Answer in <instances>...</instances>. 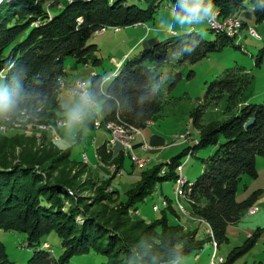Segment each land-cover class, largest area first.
<instances>
[{"label":"trees","instance_id":"trees-1","mask_svg":"<svg viewBox=\"0 0 264 264\" xmlns=\"http://www.w3.org/2000/svg\"><path fill=\"white\" fill-rule=\"evenodd\" d=\"M51 1L0 0V73L5 72L6 86L0 97L6 98V102H0V124L13 129L16 123L23 129L30 125L58 129L57 122L63 118L59 92L66 75L65 60L73 58L77 64L88 65L89 57L98 51L90 40L101 29L146 25L166 1L184 15L179 7L181 0H71L60 8ZM214 3L221 20L238 18L251 10L256 23L264 22V10L253 8L254 0ZM52 6L58 9L53 14L49 13ZM225 33L209 25V34L215 36L212 40L195 30L172 32L165 40L143 39L142 50L122 65L106 90L102 89L103 77L93 73L88 98L101 103V127L116 124L141 131L149 126L164 109L160 90L174 77L164 69L175 56L179 63L196 64L226 47L239 48L235 44L237 36ZM177 80L178 76L171 87ZM252 83L253 78L241 68H229L219 75L209 85L202 104L191 113L199 131L194 148L183 150L166 164L142 171L139 182L127 191L126 202L114 208L109 205L114 194L108 193L104 184L97 189L94 203L77 195L68 177L76 164L71 149L60 148L49 132L27 136L16 129L8 135L0 133V234H26L28 246L34 248L26 264H66L75 256L92 252L104 257V264H180L192 252L201 251L211 237L200 239L196 230H186L174 221L182 217V212L167 198V207L160 210L158 219L147 222L131 215L163 183L178 182L181 158L216 147L213 156L201 159V175L193 183L184 181L182 191L189 213L212 230L218 251L228 241V227L236 224L262 193L258 191L243 202L237 200L243 177L256 179V158L264 157V103L247 104L246 94ZM222 100H226L227 112L238 113L202 124L204 108ZM108 141L109 137L97 149L104 162L111 159L105 147ZM25 142L30 147L22 150ZM38 142L40 147L33 150ZM18 147L21 152L16 155ZM124 159L121 155L116 160L120 168ZM62 167L59 176H54ZM52 234L61 241L59 258L52 255L46 243ZM257 237L259 234L251 236L234 249L223 264H232L250 252ZM0 264H14L1 240Z\"/></svg>","mask_w":264,"mask_h":264},{"label":"rangeland","instance_id":"rangeland-1","mask_svg":"<svg viewBox=\"0 0 264 264\" xmlns=\"http://www.w3.org/2000/svg\"><path fill=\"white\" fill-rule=\"evenodd\" d=\"M68 1L71 0H54V4L60 8L63 2ZM58 4L60 5L58 6ZM50 5L51 3L47 7L49 8ZM54 6L50 8L49 13L53 14L58 10ZM248 11L251 18H246L242 13L237 32L225 33L224 25L208 22L210 18L201 21L194 20L191 23L180 22L176 17L181 15L172 9L169 1H166L154 20L146 25L119 30L108 28L104 33H99V31L90 40V44L96 45L98 51L89 57L88 65L77 64L73 58L65 60L66 75L63 78V88L59 92L62 104L60 116L63 118L57 122L58 129L45 125L35 127L30 125L23 129L18 123L14 124L13 129L9 124H0V133L8 135V133L16 132V129H21L20 134L26 133L27 136H32L37 131L49 132L51 137L58 141L60 148L71 149V159L77 165L71 167L68 177L74 185L73 188L77 195L84 198L87 203H94L97 198V189L104 184L106 191L114 194L113 200L109 204L110 207H117L126 202L127 191L139 182L142 171L156 165L166 164L174 157L179 156L183 150L194 148L199 139V131L194 126L191 113L202 104L209 85L226 69L241 68L249 73L253 78V83L246 94L247 104L264 103V22L256 23L251 10ZM219 15L220 12L217 10L214 20H221ZM243 22H245L244 25ZM212 24H216V27L213 28L218 33H225L229 37L237 36L235 44L239 48L226 47L196 64L179 63V57L175 56L172 64L164 69V71L172 72L174 77L170 78L169 82L160 90L164 102L163 111L145 129L132 131L126 135L127 138L134 140V144L131 142L132 150L124 149L119 142L115 152L109 151V146H105L111 159L102 161L97 155V149L105 145V142L103 144L104 139L111 137L115 130L101 127V103H92L88 98V86L92 74L95 73L103 77L102 89L106 90L122 65L137 56L142 50V39L158 37L160 40H165L171 37L172 32L180 34L195 30L199 31L206 39L212 40L215 38L214 35L209 34V25L212 26ZM251 30L255 34H252ZM126 54L128 55L124 58ZM95 59H98V62ZM121 60L123 62L119 66ZM3 74L0 73V97L6 92L5 72ZM177 76L178 80L171 87V83ZM84 83H86L85 89ZM204 109L205 113L202 118L204 125L225 120L238 113L237 110L227 112L226 100ZM74 110L79 111V117H83V121L77 119L69 122V113ZM134 134L137 135V138H133ZM39 143H36L38 146L34 145L32 149L39 148ZM2 144L3 139L0 138V146ZM144 144L150 148L145 149ZM25 147L29 148L30 145L25 142L20 146L22 150ZM20 148H16V155L21 152ZM216 149V147H209L193 157L181 158V166L178 169L180 178L185 182H195L203 171L201 159L213 156ZM121 155H124L125 159L120 168L116 160ZM133 155L144 160L137 164ZM256 165L258 177L256 179L249 176L243 177L237 192V200L243 202L258 191H262V193L254 206L243 212L236 224L228 227V241L222 244L218 251L212 230L202 219L189 213L186 195L182 190L177 194V183L172 181L165 182L158 187L151 196L137 206L139 211L131 217L135 218L134 216L139 215V218L147 222L158 219L161 216L160 210L167 207L165 199L167 198L182 212V217L174 221L184 226L186 230H196L200 239L207 235L211 237V242L207 243L201 251L192 252L181 260L180 264H211L212 256L216 260L214 264H223V261L218 260H223V258L226 260L234 249L243 246L248 238L256 234H259V237H257L254 248L232 264H264V157L257 156ZM62 170L63 167L54 173V176H59ZM70 194L76 196L73 192ZM159 194L162 196L160 199ZM154 206H157L159 210L155 211ZM0 240L6 248L9 259L14 264H26L33 255L34 248L28 246L24 233L2 232ZM46 243L51 246L52 255L59 258L63 252L60 239L52 234L46 238ZM104 262V257L92 252L75 256L66 264H104Z\"/></svg>","mask_w":264,"mask_h":264},{"label":"clouds","instance_id":"clouds-1","mask_svg":"<svg viewBox=\"0 0 264 264\" xmlns=\"http://www.w3.org/2000/svg\"><path fill=\"white\" fill-rule=\"evenodd\" d=\"M179 7L184 15L176 18L182 23H191L194 20L201 21L205 18L214 17L217 13L214 0H181ZM252 7L264 10V0H254ZM0 102H6V98L5 100H0ZM79 116V111L74 110L69 113V122L77 120Z\"/></svg>","mask_w":264,"mask_h":264},{"label":"bare ground","instance_id":"bare-ground-1","mask_svg":"<svg viewBox=\"0 0 264 264\" xmlns=\"http://www.w3.org/2000/svg\"><path fill=\"white\" fill-rule=\"evenodd\" d=\"M212 27H216V24H212ZM237 28H238V26H237ZM224 31L226 32V33H231V28H224ZM233 33H234V31H232ZM98 126H99V124H98ZM109 129H113V130H115V132H113V134H112V136L111 137H109V141H108V146H109V144H110V139H115V140H118V141H122V142H119L120 144H122V146L124 147V149L126 148L127 150H132V144H131V142L133 143V141H132V139H129V138H127V136L126 135H128V133L129 132H132V131H139V130H137V129H135V128H133V127H127V126H121V125H116V124H109L108 126H107ZM119 131V133H116V132H118ZM135 133V132H134ZM133 134V133H132ZM125 135V136H124ZM135 135V134H134ZM133 138H134V136H133ZM127 139H129V140H127ZM117 143L118 142H116V145H117ZM107 146V147H108ZM134 156V155H133ZM133 159H134V161L137 163V164H140V163H142V162H139V161H141L138 157H136V156H134L133 157ZM86 160H87V158H86ZM185 186V182H184V180L182 179V178H180L179 180H178V182H177V187H178V189H177V194L178 193H181V190H182V188ZM164 201V204H166V202H165V200H163ZM155 208H154V210L155 211H158L159 210V208L157 207V206H154ZM215 255V254H214ZM215 258H214V256H212V259H211V264H214L215 263ZM174 264H179L178 262H174Z\"/></svg>","mask_w":264,"mask_h":264},{"label":"built area","instance_id":"built-area-1","mask_svg":"<svg viewBox=\"0 0 264 264\" xmlns=\"http://www.w3.org/2000/svg\"><path fill=\"white\" fill-rule=\"evenodd\" d=\"M240 20L241 18H228L226 20H214V17L210 18L208 22H216L217 24L220 25H224V28H231L232 31L237 32V26H240ZM115 30H119L118 28H114ZM106 28L101 29V31L99 33H104L106 32ZM252 34H255V32L253 30H251ZM63 80L61 81V88H63ZM85 84L84 83V89H85ZM80 91H84V90H80ZM97 128V125H96ZM134 138H137V135H134ZM116 142H122V141H118L115 139H110V144H109V151L115 152L116 151ZM134 144V142H133ZM144 148L145 149H149L150 147L147 146L146 144H144ZM144 159H141L142 162ZM255 213H257V210H255ZM218 261H223V263L225 262V259L223 258V260H218Z\"/></svg>","mask_w":264,"mask_h":264},{"label":"crops","instance_id":"crops-1","mask_svg":"<svg viewBox=\"0 0 264 264\" xmlns=\"http://www.w3.org/2000/svg\"><path fill=\"white\" fill-rule=\"evenodd\" d=\"M243 15H244L246 18H251V14H250L249 12H244ZM142 41H143V39H142ZM142 41H141V42H142ZM127 55H128V54H126L124 58H126ZM122 62H123V60H121V61L119 62V66L122 64ZM94 74H95V73H94ZM82 118H83V117H79L78 119L81 121ZM83 120H84V118H83ZM83 120H82V121H83ZM107 139H108V138H105V139H104L103 144H104V142H105V144H106ZM134 147H135V146H134ZM118 151H119V150H118ZM161 197H162V196L159 194V199H160Z\"/></svg>","mask_w":264,"mask_h":264},{"label":"water","instance_id":"water-1","mask_svg":"<svg viewBox=\"0 0 264 264\" xmlns=\"http://www.w3.org/2000/svg\"><path fill=\"white\" fill-rule=\"evenodd\" d=\"M253 119L252 120H250L247 124H246V127H249L252 123H253Z\"/></svg>","mask_w":264,"mask_h":264}]
</instances>
